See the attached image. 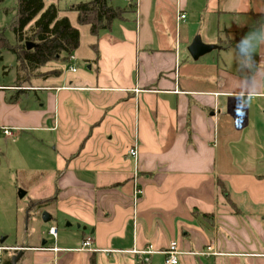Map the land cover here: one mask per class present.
Returning a JSON list of instances; mask_svg holds the SVG:
<instances>
[{
  "label": "crops",
  "instance_id": "0c3cea01",
  "mask_svg": "<svg viewBox=\"0 0 264 264\" xmlns=\"http://www.w3.org/2000/svg\"><path fill=\"white\" fill-rule=\"evenodd\" d=\"M121 1L114 6L129 7ZM71 6L57 8L80 35L70 62L85 63L86 71L53 67L41 72L55 71L50 76L33 73L19 83L14 74L13 84L0 85V134L9 128L13 136H53L52 159L42 152L36 171H25L27 185L36 186L28 210L50 216L48 231L76 226L81 239L70 247L47 231L58 244L0 248L28 251L31 264H157L161 257L165 264L171 242L181 264L264 258V188L253 176L226 171L234 165L219 145L221 104L245 110L249 120V106L236 107V100L264 93L250 86L264 74V44L246 80L222 73L217 58L264 26V0H136L124 20L96 38L77 25ZM195 39L214 49L193 60L187 49ZM193 69L196 75L180 76ZM132 146L136 158L128 155ZM88 236L93 253L79 250Z\"/></svg>",
  "mask_w": 264,
  "mask_h": 264
},
{
  "label": "rangeland",
  "instance_id": "374dc122",
  "mask_svg": "<svg viewBox=\"0 0 264 264\" xmlns=\"http://www.w3.org/2000/svg\"><path fill=\"white\" fill-rule=\"evenodd\" d=\"M17 0H0V30H4V35L10 44L15 43L14 35L9 30L11 22V15L5 14L4 9H11L15 6ZM86 0H56V6L59 9L68 7L69 3H78ZM46 2H48L46 0ZM109 3L115 6H122L121 0H110ZM206 25V24H205ZM195 30H198V26L195 25ZM202 30V28H200ZM204 33V30L202 31ZM210 33V32H209ZM205 35V33H204ZM207 35V32H206ZM236 39V36H232ZM236 47L230 49L228 52L220 54L217 58L224 61L221 63L220 69L222 73H225L229 77L237 79H248L255 72V69L249 72L247 69L241 70L235 57ZM0 85L13 84L21 82V78H30V75L21 73L17 69V63L15 56L6 50L0 51ZM235 61V62H234ZM74 65L79 71H86L87 65L85 63L65 62L60 61L52 62L41 67L35 72L33 77L38 75L43 77L46 75H52L53 72L41 73L49 70L53 67H58L60 70L68 69L69 66ZM5 73H9V76H5ZM192 73V74H190ZM180 73V76L188 78L196 75V70L192 72ZM16 74V78L13 77ZM32 77V78H33ZM182 79V78H181ZM31 83L36 82L35 79L30 80ZM263 95L253 97L252 99L245 100L243 98V104L236 100L238 104L236 107L244 108L249 106V120L246 119L245 110H240L232 106L229 108V104H221V117L222 122V135L219 140L221 153L227 156L228 160L233 162L234 166H226V171L231 173H238L237 175H243L250 178L253 176L254 186L264 188V93ZM12 95V94H11ZM29 96V95H28ZM27 99L22 102V107L25 106ZM234 106V105H233ZM37 105L34 104V108ZM234 111V115H232ZM229 112L231 114H229ZM227 113V114H226ZM225 115H227L225 117ZM245 116V117H244ZM228 118V119H226ZM227 123H230L228 131L225 132ZM2 134V133H1ZM0 134V246H8L16 243L17 245H34L40 246V240L48 241L49 245L58 244L61 238L64 236L66 245L70 247H76L80 241V232L73 225L71 228H65L64 223H60L56 227L58 233V241L55 238L49 237L46 233L49 226L42 222L41 211L37 207H33L28 210V204L30 197L33 196L31 189L36 186L27 185V177L25 171H36L40 165L39 159L42 152H45L46 158L52 159L51 151L47 148L51 147L53 143V136L41 134L36 131L28 132H16L17 135L12 138H5ZM226 134V135H225ZM228 145V146H227ZM47 150V151H46ZM229 155V156H228ZM231 159V160H230ZM222 165V160L219 161V167ZM224 169V168H223ZM27 172V171H26ZM33 177H30V180ZM35 178V177H34ZM257 183V184H256ZM32 187V188H31ZM250 191V190H249ZM21 192L25 195L19 198ZM78 247V246H77ZM20 251V248L14 247L13 249H7L0 254V259L3 257H10L16 255ZM23 255L19 261V264H31V255L28 251H22ZM211 259H201V264H216V261ZM157 264H163V259L157 258ZM28 261V262H27ZM241 264H264V258L256 259L252 257L239 258ZM144 263H147L144 261ZM143 263V264H144Z\"/></svg>",
  "mask_w": 264,
  "mask_h": 264
},
{
  "label": "trees",
  "instance_id": "16d2710c",
  "mask_svg": "<svg viewBox=\"0 0 264 264\" xmlns=\"http://www.w3.org/2000/svg\"><path fill=\"white\" fill-rule=\"evenodd\" d=\"M47 1L50 3L47 4L46 0H17L13 8L3 10L12 17L9 30L14 35L15 43L10 44L4 30H0V51L6 50L15 56L19 74L32 75L51 62L68 63L79 47L78 29L71 25L67 17L59 16L56 0ZM109 1H80L68 11L76 15L78 26H88L90 35L96 38L101 31L110 30L115 21L124 20L126 14L136 6V0H128L129 7L126 8L112 6ZM27 43L34 44V47L27 50ZM25 79L21 78L22 81ZM216 185L228 206L236 212L224 185L219 180H216ZM209 216L203 214V217ZM90 262L93 264L92 259ZM3 264H11V257H7Z\"/></svg>",
  "mask_w": 264,
  "mask_h": 264
},
{
  "label": "clouds",
  "instance_id": "9594fccd",
  "mask_svg": "<svg viewBox=\"0 0 264 264\" xmlns=\"http://www.w3.org/2000/svg\"><path fill=\"white\" fill-rule=\"evenodd\" d=\"M264 44V26L249 32L236 45L235 57L241 70L247 69L249 72L255 68V54L260 46ZM251 87L264 88V74L253 77ZM254 93L249 92V95ZM243 104V98L241 99Z\"/></svg>",
  "mask_w": 264,
  "mask_h": 264
},
{
  "label": "built area",
  "instance_id": "2783aa9c",
  "mask_svg": "<svg viewBox=\"0 0 264 264\" xmlns=\"http://www.w3.org/2000/svg\"><path fill=\"white\" fill-rule=\"evenodd\" d=\"M181 19L184 18V15L180 16ZM70 61L74 60V56L71 55L69 58ZM71 71L75 72V69L70 68ZM3 134L6 137H13V132L9 129V128H4L2 130ZM128 155L130 157L136 158L137 156V150L135 146H132L129 148L128 150ZM135 194L136 195H142V190L139 188L135 189ZM48 233L51 236H56L57 231L56 228L52 227L49 229ZM210 249V248H208ZM80 251H87V252H95V250L92 249V239L90 236L86 237L85 239L82 240V242L80 243V247H79ZM2 251V248H0V253ZM163 256H164V263L165 264H181L180 263V253L178 252V247H177V243L176 242H171L169 244V246L162 252Z\"/></svg>",
  "mask_w": 264,
  "mask_h": 264
},
{
  "label": "water",
  "instance_id": "95a60500",
  "mask_svg": "<svg viewBox=\"0 0 264 264\" xmlns=\"http://www.w3.org/2000/svg\"><path fill=\"white\" fill-rule=\"evenodd\" d=\"M34 47V44L32 43H27L26 44V49L30 50ZM214 47L213 46H209V45H204L202 44L198 39H195L190 46L188 47L187 51L189 53V55L191 56V58L193 60H197L200 56L210 52L211 50H213ZM25 195L24 192H21L19 195V198H22ZM50 216L46 213V212H42L41 213V220L43 223H48L50 221ZM42 245H44V242L42 243ZM22 250H20L16 255H14L11 258V264H17V262L20 260V258L22 257Z\"/></svg>",
  "mask_w": 264,
  "mask_h": 264
},
{
  "label": "flooded vegetation",
  "instance_id": "af4514ba",
  "mask_svg": "<svg viewBox=\"0 0 264 264\" xmlns=\"http://www.w3.org/2000/svg\"><path fill=\"white\" fill-rule=\"evenodd\" d=\"M7 249L6 248H2V251H1V253L2 252H5ZM24 250H26V249H24ZM23 251V250H22ZM0 253V254H1ZM23 255V254H22ZM14 255H12V256H10L11 258L13 257ZM7 257H3L2 259H0V264H3L4 263V261H5V259H6ZM21 259V258H20ZM20 261V260H19ZM19 261L17 262V264H19Z\"/></svg>",
  "mask_w": 264,
  "mask_h": 264
}]
</instances>
